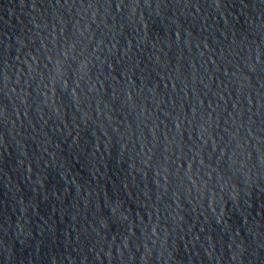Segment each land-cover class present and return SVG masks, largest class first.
<instances>
[{"label": "water", "instance_id": "95a60500", "mask_svg": "<svg viewBox=\"0 0 264 264\" xmlns=\"http://www.w3.org/2000/svg\"><path fill=\"white\" fill-rule=\"evenodd\" d=\"M0 264H264V0H0Z\"/></svg>", "mask_w": 264, "mask_h": 264}]
</instances>
